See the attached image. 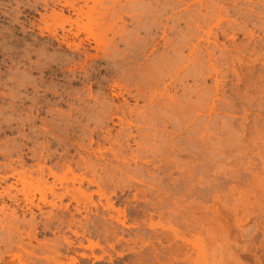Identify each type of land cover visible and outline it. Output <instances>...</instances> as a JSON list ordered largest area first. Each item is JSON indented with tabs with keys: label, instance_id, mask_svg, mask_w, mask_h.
Wrapping results in <instances>:
<instances>
[{
	"label": "rangeland",
	"instance_id": "1",
	"mask_svg": "<svg viewBox=\"0 0 264 264\" xmlns=\"http://www.w3.org/2000/svg\"><path fill=\"white\" fill-rule=\"evenodd\" d=\"M19 1L0 0V172H11L7 168L11 163V167L16 166L17 171H32L39 165L38 158L32 153L38 155L43 150V155L49 151L55 153L54 159L43 165L51 166L58 160L62 165L65 155H74L77 160L78 143L84 144L87 149L81 150L87 164H93L96 160V151L104 154L95 163L96 174L90 167L77 168L72 165L71 168L57 169L59 179L50 176L49 181L39 184L40 187L37 182L27 185V191L32 187L33 192L38 187L47 192L51 184L58 191L63 183L68 184L74 189L72 196L64 199L69 209L64 211L45 206L42 215L34 208L36 217L47 221V212L54 211L53 224H57L58 218L70 219L74 214V218L81 219L85 226L78 227L79 232L86 231L84 236L76 237L66 228L48 230L41 232L38 240L52 245L57 238L70 236L76 243L71 251H62L67 264L70 261L72 264H264V0H236L237 4L233 2L235 0H211L217 1L222 9L226 8L217 12L221 16L216 18L215 15L214 21L210 20L214 27L210 25L211 34H218H210L211 44L207 42L209 47L212 45L211 50L215 51L216 56L213 55L215 59L212 57V60L218 59L216 65L221 72L217 73L218 76L213 73L214 76H207V79L203 77V81H200V77L197 83L191 77L186 78L184 84L167 78L166 85L168 91L179 98L184 97V93L189 94L188 90L193 89V86L195 88V83L199 85L200 89L196 86V90L201 94L206 90L210 95L215 92L213 94L217 96L212 95L213 98H210L216 105L211 106L213 109L216 107V114L212 109L211 123L207 126L209 130L205 125L208 112L202 109L199 115H181L184 117H179V121L173 120V117L171 121L164 116L165 122L158 124L159 129L157 127L156 133L153 131L154 135L143 116V119L136 117L139 107L145 109V100L126 93L137 92L138 75L131 72L132 68L151 61L142 58L138 63L127 56L99 62L95 70L86 73L79 70L74 76L66 68L82 62L84 55L78 57L65 45L59 47L57 41L48 37L47 32L43 37L38 29L31 30L29 24L24 25L26 32L23 31L19 21L25 18L19 11L28 12L29 5H18ZM207 2L210 3L205 0V5ZM233 4L239 9L236 10ZM185 6H189L186 12ZM195 7L193 1L179 7V41L183 38L182 33L184 35V31L189 29L185 24L189 18L201 13L206 15L205 7H201L203 10L197 5ZM196 10L202 12L195 15ZM129 21L127 27L132 29L134 24ZM84 22L86 31L83 35L90 33L101 38L112 36L107 25L88 24L87 19ZM169 32L167 36L176 38L177 33L173 35ZM214 35L218 36V40ZM141 37H146L144 32ZM205 38H201V41L195 38L193 42L200 45V51L204 48V54H207V40L203 41ZM213 41L220 43V46L213 44ZM224 44L229 47H224ZM119 46L125 48L123 44ZM187 48L184 47L185 52H182L183 62L190 55ZM227 50L230 54H225ZM88 51L95 53L91 48ZM221 51H224V55ZM39 54L43 55L39 57ZM46 58L51 59L47 60L53 68L60 65L63 69L57 73L48 71L44 67L47 66ZM233 59L235 62H232ZM33 62L42 63L45 70H42V64L39 68ZM184 64L182 69L186 71L188 66ZM215 81L217 85L220 84L217 87L219 89ZM200 85L205 87L201 88ZM207 86H214L215 90L207 89ZM235 91L242 93L238 95ZM188 94L185 98L189 97ZM191 97L196 100L195 95ZM230 104L234 105L229 107ZM115 105L123 106L128 114L134 110L131 114L134 117L129 116L133 121L129 129L133 136L131 134L129 140L123 139L128 143L121 141L122 155H130L142 148L145 140H148H143L144 135H149L145 134L147 129V133L154 137L157 134L155 138L147 136L150 139L145 142L150 148L149 155L145 154L148 159L144 157V161L146 159L148 162L135 163L132 160L128 166L122 159H112L108 139L114 140L120 136L122 129L116 123V117L113 122L109 115L102 116L100 112L102 108H114ZM231 108L236 110L231 111ZM213 114L216 115L214 119ZM222 115L225 118L231 115L232 118L230 116V120L226 121ZM108 131L112 132L109 136ZM117 138L114 141H119ZM139 141L143 142L141 146L138 145ZM167 142L175 145L176 149L172 150L170 144L166 148ZM161 146V152L158 149L160 154L153 153L155 151L152 149L157 150ZM166 149L169 150L168 155H165ZM8 153L14 159L8 157ZM17 158L21 162L18 163ZM9 184H15L19 189L23 187L17 177H10L0 185V190L2 185ZM51 195L47 194L49 199ZM4 200L11 206L5 211L10 212L15 207L14 202L7 196ZM77 202L81 207L80 213L76 211ZM18 215L27 221L31 219V213L20 208L17 209ZM80 240L84 247H79ZM33 244L37 242L33 240ZM72 258H77V261H72Z\"/></svg>",
	"mask_w": 264,
	"mask_h": 264
},
{
	"label": "bare ground",
	"instance_id": "2",
	"mask_svg": "<svg viewBox=\"0 0 264 264\" xmlns=\"http://www.w3.org/2000/svg\"><path fill=\"white\" fill-rule=\"evenodd\" d=\"M191 1L194 2V7L196 5L199 6V9L201 7H203V8L205 7L208 12L205 10L206 15H204L205 13L203 14V13H201L202 11L201 12H200V10L197 11L198 10L197 9L196 12H194L195 15H197L196 13H198V12H200L201 15L198 13L199 15H197L195 17L192 16L190 13V16H192V18H189L187 20V22L185 21L186 22L185 24L187 25L186 27H188L189 29L186 28L187 32L183 30L185 33H184V35L182 33L183 36L181 35V37H183V38L181 39V37H180L181 40L179 41V31L181 30V29H179V16H180L179 15V7H182L185 4H189ZM204 1L205 0H21V1H19L18 5L23 4V3L25 5L28 4L29 5V7H28L29 11L28 12L26 11V13H24L21 10L19 11V14L25 18L24 20H20L19 22L22 23V27L24 28L23 31L26 32V27H24V25L29 24L32 27L31 30L38 29L39 34L43 37L46 36V34L48 33V37L51 38L52 40L57 41L58 43L57 42L56 43L59 45V47L60 46L62 47L65 45L67 47V49L72 50L75 54L78 55V57H82V55H84V60L82 62H77L78 64L77 63H74L72 65L70 64L71 66H69V68H66V69H68L69 73L74 74V76H75V73L79 70L83 71L85 73L88 70H95L97 68V66L100 65L99 62H102V61L109 62L112 59H116V60L120 59V58L123 59V58H126L127 56L132 57L133 60H136L138 63L141 62L142 58L143 59L147 58L149 61H151L150 63L149 62L142 63L143 64L142 66L140 64L139 67L132 68L131 72L138 75V79H137V83H136L137 84V92L135 94H133L132 91H128L126 93H128L129 95L135 96V97H139V98L143 97V100H145V109L143 108L141 110V108L139 107V109L137 110L138 112L136 113V117L140 116L139 118H142L141 116H143L144 119L143 118L142 119L144 121H146L148 129L151 130L152 133H153V131L157 130V127L159 129V125H160L161 121L165 122L164 121L165 117L166 118L168 117V119H171L173 117V120L179 121V117H180V119H182L184 116H187L185 114H189V113L190 114L193 113L192 115H194L196 113L198 114L199 110H201V109H202L201 111L205 110L208 112L207 113L208 114L207 115L208 122L206 121L207 124H205L207 127L208 123L209 122L211 123V121H210L211 117L210 116L212 113L211 110L213 109L211 107L213 102H211L210 96L212 97V95H214L213 93H215V92H213V93L211 92L212 95H210V92H208L206 90V91H204L205 92L204 94H201L197 91L198 89H200V87H198L199 85L197 84L198 85L197 86L196 83L200 80L199 79L200 77H201L200 81H203L204 80V79L202 80L203 77L204 78L206 77L205 79H207V76H211L213 73L217 74V73L221 72V71H219L220 69L219 70L217 69L218 65H216L217 64L216 61L218 59H216V61L212 60L213 55L216 56L214 53L215 51L211 50L212 45L210 46L211 48L209 47V44H211L209 37H210V34L212 33V29H211L210 25L213 27V25L210 24V20H212L215 17V15H217L216 18H218V15L221 16L220 15L221 13L219 12L220 14H218L217 12L223 11V9L226 10V8L222 9V6L217 5V3H216L217 1L212 2L213 0L212 1L206 0V1L210 2V3L207 2L206 5H205L206 2L204 3ZM233 2L236 3V0ZM180 4H182V5H180ZM191 5H189V6H191ZM233 5H235V4H233ZM185 7H187V6H185ZM188 7L184 8L185 12L188 10ZM234 7H236V5ZM262 7H264V6H262ZM203 8H201V9L203 10ZM237 8L238 7H236V10H237ZM195 9H196V7H195ZM199 16H201V18ZM85 19H87L88 24L91 23V24H97V25H107L110 33H112V36L108 37V35H106V37L101 38L97 35H93L90 33H88V35H83V32L86 31V30L84 31V25H85L84 23L86 22V21L84 22ZM184 19H186V18L184 17ZM128 20H130L129 22H132V24H134L133 25L134 27L132 29L131 28L129 29L127 27ZM213 21H214V19L212 20V22ZM169 22H173V23L169 24ZM168 31L172 32L173 35L177 33V36L175 35L176 38L167 36ZM223 31L225 32V30H223ZM143 32L146 36L144 38L141 37V34ZM160 32L162 34H159ZM215 33L216 32H214L213 34H215ZM213 34H211V35L213 36ZM217 34L218 33H216L215 35H217ZM215 35H214V38L218 40V38H216L218 36H215ZM204 36H206V38ZM195 38L197 40H200L201 38H205L203 41L207 40L206 43L207 42L209 43V44L207 43L208 46L205 48L206 49L205 51L207 52V54L206 53L204 54V51H203L204 48H203V50L200 51V48H199L200 45L199 46L197 45V43H196L197 41L195 42L196 44H194L193 39H195ZM212 43L216 44L215 41H213ZM120 44H123L125 46V48H121L119 46ZM232 45H233V43H232ZM47 46H49V45H47ZM186 46H188L187 49H189L188 51H190V55L188 57L186 56L188 59H185L183 62L182 59H184L183 58L184 55L182 56V52H185V51H183V49ZM201 46H202V44H201ZM223 46L229 47L227 44H226V46H225V44ZM223 46H222V48H223ZM217 47L218 46H216V48ZM89 48L94 49L95 53L91 54L88 51ZM161 48H163V51H161ZM218 49H220V48H218ZM215 50H217V49H215ZM148 52L150 54H147ZM228 52L229 51L227 50V52H225V54ZM38 53H40V50ZM221 53L224 55V51H221ZM27 54H28V51H27ZM33 54H34V52H33ZM229 54H230V52H229ZM42 55L39 54V57ZM220 57H222L221 54H220ZM50 58H51V56H50ZM52 58H53V56H52ZM59 58H60V56H59ZM223 58H225V57H223ZM40 59H42V58H40ZM47 59L48 58H46V60ZM61 59H62V57H61ZM213 59H215V58L213 57ZM48 60L46 61L47 66H44V67H46V69H48V71H51L52 73H57L63 69L62 66H60V65L53 68L51 66V64H49L50 61L48 62ZM186 60L188 62V63H186L187 65L184 64ZM226 60H229V59H226ZM52 61H54V60H52ZM63 62H64V60H63ZM65 62H67V61L65 60ZM232 62H235L234 59L232 60ZM33 63L35 64L36 62H33ZM38 63H40V62H38ZM38 63H36L35 65L39 67L42 63L41 64H38ZM145 63H146V65H145ZM53 64H57V63L54 62ZM183 64L188 66L186 71H185V69H182L184 67ZM228 64H229V62H228ZM42 67H43V64L41 65V68ZM181 69L183 70V71H181L182 74L180 72ZM42 70H45V68ZM63 72H65V71H63ZM214 74L212 76H214ZM217 76H218V74H217ZM188 77L193 78V80L196 82L195 88L193 86V89L188 90L189 94L184 93L185 96H186V94H188L189 97L185 98V96H184V97L179 98L180 97L179 95H178L179 97H177V95L175 96L174 93L171 94L172 92L170 93L168 91L169 90L167 88L168 84L166 85V79L167 78L168 79L171 78L170 80L171 81L173 80V82H176V83L178 82L179 84H181V83L184 84L183 81ZM248 77H249V79L252 78L250 76H248ZM238 79H239V77H238ZM253 79L255 80V78H253ZM253 79H252V81H253ZM217 82L219 83V81H217ZM167 83H169V82H167ZM203 83L204 82H202V84ZM215 83H216V81H215ZM34 84H36V83H34ZM254 84L255 83H253V85ZM216 85H217V83H216ZM219 85L220 84H218L216 86V88ZM253 85H251V87ZM196 86L198 87V89ZM202 86L205 87L204 85H202ZM202 86H201V88H203ZM35 87H36V85H35ZM173 88H174V86H173ZM206 88L208 89L209 87L207 86ZM210 88H212V86ZM214 88L215 87L213 86L212 89H214ZM219 88H217V89H219ZM176 89H178V88H176ZM184 89L187 91L186 87ZM236 93L238 94V92H236ZM240 93H242V91ZM219 94H220V92H219ZM193 95L196 96V98H195L196 100H194L191 97ZM245 95H247V94H245ZM9 96H11V95H9ZM214 96H217V95H214ZM219 98H221V97H219ZM219 98H217V99L219 100ZM242 98H243V96H242ZM247 98H249V97H247ZM14 99H17V98H14ZM12 100L13 99H11V102H12ZM13 102L15 103V101H13ZM231 105L233 106L234 104H230L229 107ZM214 106H216V105H214ZM223 108L226 109L227 107H223ZM234 108H235V106H234ZM234 108H231L232 109L231 111H233ZM130 109H132V108H130ZM214 109H216V107ZM214 109H213V111H214ZM227 109H229V108H227ZM234 110H236V109H234ZM132 111L134 112V110H132ZM205 111H204V113H205ZM222 111H225V110L223 109ZM227 111H225V112H227ZM133 112H131V110H130V113L128 114L127 110H124V107L119 106V105H115L114 108H112V107L102 108L101 112H100V114L102 116L109 115V118L113 122L115 119L114 117L117 118L116 123L119 124V126L121 127V129L123 131L121 130L120 131L121 133H119V134H121L120 135L121 137L119 135L118 136L116 135L118 138L115 137V139L117 138V139H119V141H114L115 140L114 138H113L114 140H111L112 138L108 139V141L110 143L109 149L111 150L112 159H116V160L122 159V161L126 162V164L128 166L130 165L129 162H131L132 160L135 163L139 162V161L140 162L141 161H143V162L147 161L146 159H148V157H146V155H147L146 153H148V155H149V151H150V148L147 146V143H145L146 141H148L150 139V138H147V136L151 135V133H147V130H148L147 129L145 131L146 132L145 134H149V135L146 136L143 134L144 136L143 135L142 136L145 137V138H143V140L144 139H148V140H145V142H144L145 144L142 141L141 142L139 141V144L137 143L139 146H141L143 143L142 148H143V146L146 145L145 148H143V149L141 148L139 151L137 150L138 152H135V153H133L134 152L133 151L130 155H122V153H121V151L123 149L122 142L124 144H125V142L128 143V141H125V140H124L125 141L124 142L123 139L127 138L126 140H129V138L131 137V134L133 136V132L129 131V129L131 130L130 126L132 125V122H133L130 120L129 116L134 117V115H131V114H133ZM119 113H121V114H119ZM214 113H215V111H214ZM234 113H236V111ZM183 114H184V116H181ZM192 115H190V116H192ZM219 115L221 117V114H219ZM224 115H222V117ZM190 116H188V117H190ZM200 116H197V117L195 116V118H198ZM215 116L216 115H214V117H212V119H214ZM229 117H227V118L223 117V118H224V120L227 121L228 119L230 120ZM223 118H221V119H223ZM231 118H232V116H231ZM243 119H244V117H243ZM246 119L247 118L245 116V120ZM171 121H172V119H171ZM175 123L178 124L177 122H175ZM210 123H209V125H210ZM154 126H156L155 129L153 128ZM208 127H207V129L209 130ZM95 129H96V127H95ZM124 130H128V131H124ZM157 131H155V133ZM205 131H206V129H205ZM93 132H94V130H93ZM111 133L112 132L109 133V131H108V136H109V134L111 135ZM153 135H154V133H153ZM153 135H151V136L154 137ZM155 135L157 136V134H155ZM134 138H135V136H134ZM140 140H142V138ZM168 141L170 142V139H168ZM165 143H166V141H165ZM114 144H116V145H114ZM167 144H168V142H167ZM169 144L167 145L166 148H168L170 145H172V146H170L171 149L172 150L176 149V148H174L175 145H173L172 143L170 145ZM77 145H78V152L77 153L79 156L78 159L75 160L74 155H72V156L71 155H69V156L65 155V157L62 156V157H64V160H65L64 161V160H62V158H60L62 160V162L64 161V163H62V165L60 164V162H58L59 160L56 161L54 163V165H51V166L50 165L47 166L46 164L43 165L44 162L45 163L51 162L55 156V153L53 152V154H51L50 151L48 153H46L47 155L46 154L43 155L42 153H44L43 151H45V150H43L41 153L39 152L40 155L38 152H37L38 155L37 154L34 155V153H36V152L32 153V155L35 156L36 159L38 158L37 161H39V163H38L39 165L37 166V168L34 167L35 170H34V168H32L33 169L32 171H29L28 169H26L29 173L25 169H24L25 171H23V170L17 171L16 166H15L16 169L11 167L12 163L8 167L6 165H4V167H7L8 169L10 168L11 172H8L6 170H5V174L4 173L2 174L0 172V185L2 183L6 182L10 177H14V178L17 177V179L19 181H21L23 187L19 189V188L15 187V184H14V186H12V184H9L6 186L4 185L5 187L3 185H2L3 187L1 186V190H0V199H1V203H0V228H1L0 229V264H38V263H42V262L44 263V261H47L48 262L47 264H67L63 260L64 258H66V255L62 251L63 250L66 252L71 251L72 246L75 245L76 242H73V240L71 239L70 236L63 235L62 237L54 240V244L51 245V244L41 242L40 240H38V235L41 232H46L48 230L59 231L60 229L66 228L67 230H70L74 235H76V237L84 236L85 235L84 232H86V231H84L83 233H80L79 230L77 229L78 227H80V228L85 227L83 225V221L81 219L74 218V216H73L74 214H73L70 219L60 217V218H58V223L53 224V217L52 216H54V214H53L54 211H48L47 212L48 215L46 214V216H45L47 218L46 219L47 221H43L42 219H38L36 217V214H35L36 211L34 210V208L38 209V211L40 213H42V215H44L45 206H50L51 208H61V210L62 209L68 210L69 206L66 202L64 203V201H65L64 199L68 198L70 195L72 196L74 189L71 188L68 184L63 185L64 183L62 182L63 183L62 184L60 182L62 184L61 185L62 188H60L61 190L58 191L59 189L57 190L53 186V184H51V187L50 186H49V188L47 187V189H50L49 190L50 192L49 191H47V192L52 194L51 195L52 198L49 199L50 197L47 196V194H49V193L44 192L45 190H43L42 188L37 187L36 190H34V188H33L34 191L31 192L32 187H30L29 191H27L29 188H26V187H27V185L28 186L32 185L34 182H37L38 186H39V184L46 183L48 180V177H50V176L54 177L55 179H59V177L57 176V169H60L63 167L71 168L72 165H75L77 168L90 167L93 170V172L96 174V172H97L96 165L97 164H95V163L98 161V159H101L103 157V155H104L103 152L96 151L95 152L96 160L93 162V164L92 163L87 164L88 162H87L86 158L82 155V152H81V150L86 149L85 145L80 144V143H78ZM157 146H154V147H157ZM146 147H148V148H146ZM152 147H151V149H152ZM158 147H160V146H158ZM156 149L157 150L152 149L155 152L151 151V153L152 152L155 154L157 152L159 153V150L160 149L162 150L163 148L161 146V148H156ZM161 150H160V152H161ZM173 152H175V151H173ZM5 154H3V155H5ZM9 154L10 153H8L7 156ZM11 154H13V153L11 152ZM166 154L167 155L169 154V150L166 151L165 155ZM173 154L175 155L176 153H173ZM20 155H18V156H20ZM22 155H23V153H22ZM9 156H11V155H9ZM12 156H11V158H13ZM144 157H146L145 161H144ZM170 157H172V156H170ZM112 159H108L109 162H111ZM16 160H18V163L21 162L18 158ZM16 160L14 162H16ZM11 161H12V159H11ZM6 164H7V162H6ZM137 164L139 165V163H137ZM6 172H8V173H6ZM14 189H15V192L13 191ZM78 190L79 191L81 190V185L78 187ZM37 193H39L40 195H37ZM20 195H22V196H20ZM6 196L8 197L9 200H11V202H14V205H15V207L12 208V210L10 212L5 211V209L6 208L9 209V206H10L4 200ZM79 205H80L79 202H77L76 211H78L80 213L81 207ZM19 208L23 211H29L31 213V219H29V221H27L25 219H21L19 217V215L17 216V209H19ZM33 240H35L37 242V244H33ZM78 243H79V247L83 246V241L80 240ZM78 243H77V245H78ZM84 255L85 254H83V256ZM7 256L10 257L9 260L6 259ZM72 261H77V258H72ZM69 264H72L71 261Z\"/></svg>",
	"mask_w": 264,
	"mask_h": 264
}]
</instances>
